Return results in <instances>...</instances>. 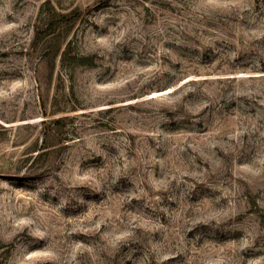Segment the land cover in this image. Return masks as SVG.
I'll return each mask as SVG.
<instances>
[{
    "label": "rangeland",
    "instance_id": "obj_1",
    "mask_svg": "<svg viewBox=\"0 0 264 264\" xmlns=\"http://www.w3.org/2000/svg\"><path fill=\"white\" fill-rule=\"evenodd\" d=\"M0 264H264V0H0Z\"/></svg>",
    "mask_w": 264,
    "mask_h": 264
},
{
    "label": "trees",
    "instance_id": "obj_2",
    "mask_svg": "<svg viewBox=\"0 0 264 264\" xmlns=\"http://www.w3.org/2000/svg\"><path fill=\"white\" fill-rule=\"evenodd\" d=\"M69 14L68 13H62V12H59V20L57 21L58 23H64L65 21L69 20ZM70 22V21H69ZM55 25H51L50 23L46 26L47 28H44L42 27L41 28H37L36 29V37L39 41L43 40V39H47L49 35H51V32L50 33H47V31L50 30L51 27H53ZM56 28V26H55ZM54 32V31H53ZM37 40V41H38ZM68 48L65 47V49H61V47H59L56 51H55V61H56V58L58 56H60V61H65V59L67 58V53H68ZM57 121H60V119L56 120L55 122Z\"/></svg>",
    "mask_w": 264,
    "mask_h": 264
}]
</instances>
